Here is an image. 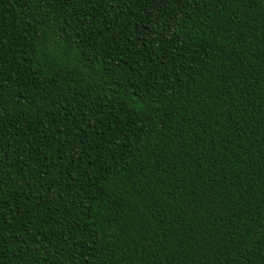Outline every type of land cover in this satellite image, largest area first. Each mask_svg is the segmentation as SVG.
I'll list each match as a JSON object with an SVG mask.
<instances>
[{
	"label": "trees",
	"instance_id": "16d2710c",
	"mask_svg": "<svg viewBox=\"0 0 264 264\" xmlns=\"http://www.w3.org/2000/svg\"><path fill=\"white\" fill-rule=\"evenodd\" d=\"M0 264H264V0H0Z\"/></svg>",
	"mask_w": 264,
	"mask_h": 264
}]
</instances>
